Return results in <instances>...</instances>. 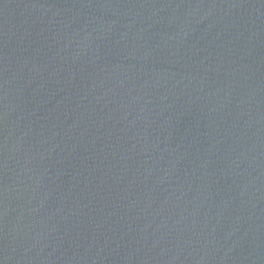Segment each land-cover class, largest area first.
Wrapping results in <instances>:
<instances>
[{
    "label": "water",
    "instance_id": "95a60500",
    "mask_svg": "<svg viewBox=\"0 0 264 264\" xmlns=\"http://www.w3.org/2000/svg\"><path fill=\"white\" fill-rule=\"evenodd\" d=\"M0 264H264V0H0Z\"/></svg>",
    "mask_w": 264,
    "mask_h": 264
}]
</instances>
